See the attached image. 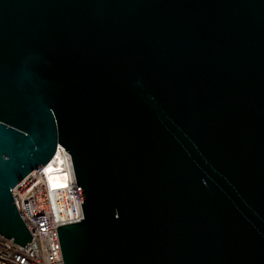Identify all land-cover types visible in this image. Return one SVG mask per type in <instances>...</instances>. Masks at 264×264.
Here are the masks:
<instances>
[{"label":"water","instance_id":"95a60500","mask_svg":"<svg viewBox=\"0 0 264 264\" xmlns=\"http://www.w3.org/2000/svg\"><path fill=\"white\" fill-rule=\"evenodd\" d=\"M71 157L64 264H264V0H0V236Z\"/></svg>","mask_w":264,"mask_h":264},{"label":"built area","instance_id":"2783aa9c","mask_svg":"<svg viewBox=\"0 0 264 264\" xmlns=\"http://www.w3.org/2000/svg\"><path fill=\"white\" fill-rule=\"evenodd\" d=\"M54 174L60 176L50 179ZM12 194L33 241L22 247L0 236V264H64L57 227L84 217L68 152L58 146L51 162L29 174Z\"/></svg>","mask_w":264,"mask_h":264},{"label":"bare ground","instance_id":"6f19581e","mask_svg":"<svg viewBox=\"0 0 264 264\" xmlns=\"http://www.w3.org/2000/svg\"><path fill=\"white\" fill-rule=\"evenodd\" d=\"M57 176H60V174H54V175H50V179H54V178H56Z\"/></svg>","mask_w":264,"mask_h":264}]
</instances>
